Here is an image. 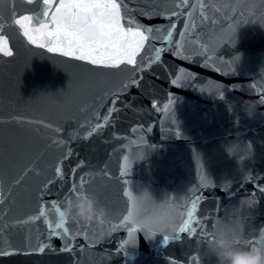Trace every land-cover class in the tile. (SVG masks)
<instances>
[{
    "label": "water",
    "instance_id": "1",
    "mask_svg": "<svg viewBox=\"0 0 264 264\" xmlns=\"http://www.w3.org/2000/svg\"><path fill=\"white\" fill-rule=\"evenodd\" d=\"M177 3L134 0L130 7L170 13ZM198 3L190 0L183 9L191 18H172L176 32L189 25V59L165 53L164 66L139 72L100 68L30 45L12 21L38 16L41 0H0V34L13 51L0 53V193L6 195L0 251L9 253L0 255V264H193L194 257L195 264H216L203 239L175 231L197 196L209 228L234 220L247 237L264 226V105L253 116L244 110L246 101L258 99L252 86L264 85V0H207L206 19ZM136 18L145 26L172 22L160 15ZM204 50L207 61L198 54ZM180 67L195 74L194 86L170 83ZM113 106L118 111L108 126L85 138ZM58 166L63 179L55 174ZM81 176L110 218L86 229L87 239L77 236L72 252L62 251L66 240L50 236L43 218L13 224L41 207L55 222L51 203ZM126 192L137 199L140 217L167 213L171 226L154 239L137 233L136 243L121 250L127 229L108 232V223L127 215ZM164 234L180 239L165 245ZM42 245L50 247L41 253Z\"/></svg>",
    "mask_w": 264,
    "mask_h": 264
},
{
    "label": "snow or ice",
    "instance_id": "2",
    "mask_svg": "<svg viewBox=\"0 0 264 264\" xmlns=\"http://www.w3.org/2000/svg\"><path fill=\"white\" fill-rule=\"evenodd\" d=\"M32 0H28L31 3ZM43 8L35 18L32 15L21 14L13 19V23L19 27L23 36L30 45L37 48L46 49L49 53H59L64 57H70L80 61L98 66L105 69H121V66H133V71L143 72L145 67H151L154 64L164 66L163 55L169 53L179 59L188 60L189 56L185 55L187 51L185 47L186 32L189 25H184L185 31L176 32V23L172 21L173 17L187 16L191 18L193 13L188 11L185 13L184 8L191 7L190 0H178L176 8L170 13L163 11H153L151 9H139L130 7L134 0H41ZM152 0H148L151 3ZM207 0H199L198 7L201 9L202 18H207L204 9L207 7ZM147 16L149 19L153 15L164 16L165 19L172 21L166 27L145 26L140 23L136 16ZM35 20V24L33 21ZM194 27V25H193ZM3 31V25L0 24V33ZM159 34V35H156ZM146 45L149 48L146 50ZM144 53L142 56L141 53ZM0 53L6 56H12L13 51L8 46L7 37L0 34ZM204 59L207 61L210 56L204 53ZM137 57H140L139 61ZM145 57H148L145 59ZM179 75L170 80L175 87L194 86L191 82L195 81L196 76L187 72L183 67L178 68ZM133 84L139 83V80L133 78ZM124 85L123 87H127ZM222 87V86H217ZM256 90L259 105H264V85L259 89L255 85L252 86ZM200 91L206 89L200 88ZM219 96L223 97V91L219 92ZM174 103L170 99L169 104ZM168 108L169 105H165ZM118 109L113 106L112 110L103 115L95 124L91 131H88L85 138L91 137L100 129L108 126L112 119L113 112ZM2 122V120H0ZM125 169L129 166V158L124 157ZM79 164L78 167H82ZM73 173L75 169L72 170ZM57 177L63 179V171L61 167L55 169ZM123 175V173H122ZM23 179V176L17 178V183ZM89 183L88 178L81 176L74 181L68 192L61 200L53 201L50 205L51 210L55 213V222L48 218V212L43 207L38 210V215L31 216L25 220L14 221L13 224L30 223L43 218V222L49 229L50 236L60 237L66 240L62 251L72 252V242L79 235L88 238V229L93 224H83L79 221H73L71 224L76 227L75 231H71L68 225L59 217L62 216L61 207L71 197L80 193L89 192L85 187ZM260 191L264 192V188ZM125 195L131 201V208L127 210V215L121 218L119 224L108 223V232L118 227L127 229L128 238L120 245L121 250L127 249L130 244H135L137 233H143L150 239L156 238L157 232L165 233L170 228L168 214L154 216L151 218H142L139 215L138 202L131 192ZM201 198L195 197L190 202V207L186 209L179 225L176 226L177 233L187 234L189 237H198L203 239L209 247L214 239L215 224L209 228L207 218L203 214H198V205ZM6 203V195L0 193V216L4 215V205ZM106 222L96 223L104 225ZM3 228V220H0V229ZM105 235L107 232L104 233ZM180 239L179 235H163L165 245L171 240ZM238 244H246L254 247L256 245L255 235L249 234L245 237L243 234L237 239ZM50 245H42L38 251L43 253ZM8 252L0 251V255H7ZM211 255V253L209 252ZM198 257L193 258L195 264Z\"/></svg>",
    "mask_w": 264,
    "mask_h": 264
},
{
    "label": "clouds",
    "instance_id": "3",
    "mask_svg": "<svg viewBox=\"0 0 264 264\" xmlns=\"http://www.w3.org/2000/svg\"><path fill=\"white\" fill-rule=\"evenodd\" d=\"M259 102L246 101L245 111L249 116L255 115ZM62 219L65 223L79 221L83 224L107 222L110 210L102 204L95 193L84 192L71 197L61 207ZM242 236V226L238 221L219 220L215 226L214 239L208 250L216 259V264H264V226L256 230L254 247L238 244Z\"/></svg>",
    "mask_w": 264,
    "mask_h": 264
}]
</instances>
